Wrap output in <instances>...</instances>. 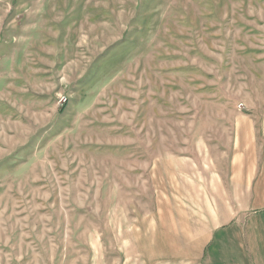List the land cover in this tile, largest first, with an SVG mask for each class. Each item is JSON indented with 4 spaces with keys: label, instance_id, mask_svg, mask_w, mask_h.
Segmentation results:
<instances>
[{
    "label": "rangeland",
    "instance_id": "rangeland-1",
    "mask_svg": "<svg viewBox=\"0 0 264 264\" xmlns=\"http://www.w3.org/2000/svg\"><path fill=\"white\" fill-rule=\"evenodd\" d=\"M244 116L264 0H0V264L125 262L159 232L187 264Z\"/></svg>",
    "mask_w": 264,
    "mask_h": 264
},
{
    "label": "crops",
    "instance_id": "crops-1",
    "mask_svg": "<svg viewBox=\"0 0 264 264\" xmlns=\"http://www.w3.org/2000/svg\"><path fill=\"white\" fill-rule=\"evenodd\" d=\"M231 144L228 169L217 171L204 184L208 191L198 208L206 214L200 216L199 231L184 232V239L197 249L193 260H183L187 264H264V117L238 118ZM150 243L149 248L141 244L125 262L99 249L85 252L86 262L175 264L173 233H153Z\"/></svg>",
    "mask_w": 264,
    "mask_h": 264
}]
</instances>
